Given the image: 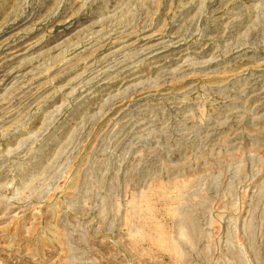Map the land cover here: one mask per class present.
<instances>
[{"label": "rangeland", "instance_id": "rangeland-1", "mask_svg": "<svg viewBox=\"0 0 264 264\" xmlns=\"http://www.w3.org/2000/svg\"><path fill=\"white\" fill-rule=\"evenodd\" d=\"M0 264H264V0H0Z\"/></svg>", "mask_w": 264, "mask_h": 264}]
</instances>
